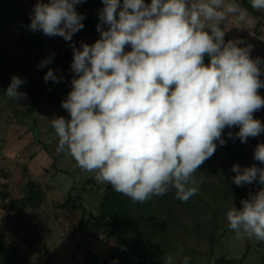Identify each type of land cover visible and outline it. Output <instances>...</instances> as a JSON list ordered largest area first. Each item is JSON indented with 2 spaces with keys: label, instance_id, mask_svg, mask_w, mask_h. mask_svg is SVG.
Returning a JSON list of instances; mask_svg holds the SVG:
<instances>
[{
  "label": "clouds",
  "instance_id": "clouds-1",
  "mask_svg": "<svg viewBox=\"0 0 264 264\" xmlns=\"http://www.w3.org/2000/svg\"><path fill=\"white\" fill-rule=\"evenodd\" d=\"M83 2L36 0L28 28L70 42L84 27L76 10ZM101 2L99 39L70 45L71 91L61 101L68 118L50 119L56 152L134 203L172 189L187 202L199 191L195 173L226 145V128H238L227 136L241 143L264 133V123L254 118L264 108L258 91L264 59L252 58L253 46L242 39L225 41L228 30L221 26L231 16L247 28L255 18L237 0ZM250 4L264 10V0ZM51 62L49 56L37 67ZM43 79L59 83L63 77L49 68ZM25 83L13 75L4 90L8 99H27L19 91ZM254 160L264 165V143L256 145ZM231 171L237 187H261L227 210L228 228L237 239L264 242V167L233 164ZM160 260L173 264L171 255ZM189 261L184 257L182 264Z\"/></svg>",
  "mask_w": 264,
  "mask_h": 264
},
{
  "label": "trees",
  "instance_id": "trees-1",
  "mask_svg": "<svg viewBox=\"0 0 264 264\" xmlns=\"http://www.w3.org/2000/svg\"><path fill=\"white\" fill-rule=\"evenodd\" d=\"M31 2L34 7L36 0ZM237 2L257 19L254 26L257 31L261 25L260 16L264 11L252 9L249 0ZM102 8L101 0H85L77 5L76 10L85 17L84 27L73 35L72 41L66 42L63 38L47 37L42 31H30L28 25L32 10L24 5L23 0H0V93L12 106L15 100L8 99L4 92L11 82V77L5 70L7 61L2 57L8 49L4 46H11L16 48L17 61L26 69H30V72L32 70L25 83V90L31 99L21 112L22 118L29 125L33 121L30 114L40 99L54 105L68 118L67 111L61 107V101L66 99L71 91L70 82L73 74L70 65L73 52L70 45L74 43L80 48L82 41L91 45L99 39L97 24ZM227 40L230 38L225 36V41ZM129 50L130 48H126V51ZM6 55L11 57L12 54L8 52ZM49 56H52V62L43 69H38L37 65ZM251 56L264 59V56L257 52L251 51ZM208 62V57H205V63ZM49 68L53 69L57 76L61 69H68L64 86L52 81L45 83L43 77ZM261 68L264 69V64ZM258 91L261 95V89ZM12 108L17 110L15 106ZM254 117L264 123V108L255 112ZM30 130L32 136L37 139V129L32 126ZM229 131L235 133L238 128L224 130L226 145H218L215 154L195 173L199 191L187 202L176 199L175 190L172 189L163 196L153 197L144 203H134L127 196L114 191L110 185L106 186L98 203V212L94 215V230L96 236L99 234L97 237L104 244L105 251L96 252L90 249L88 241L82 239L75 246V254L82 248L83 262L75 264H113V261H117L118 264H161L160 258L168 255L171 240L178 232L174 220V207L179 205L189 211V214L196 212L200 216L194 218L187 213V218H193L194 224L190 228L186 225L182 232L186 235L194 232L205 236L212 243L218 230L216 218L220 210H223L220 207L224 208V204L231 201L241 202L242 199L248 198L250 192H255L261 187L256 183L237 187L232 183L235 173L231 168L233 164H239L241 167L257 164L264 167L254 160V149L258 143H264V133L256 138H249L247 143H241L238 138H228ZM56 148L57 146L54 152L50 153L54 160L64 156L63 153L58 155ZM205 193H208L207 199L204 197ZM6 198L7 193L2 192L0 208L9 212L4 217L0 231V264H33L28 259V256L33 254L44 256L48 262L52 254L40 234V221L35 219L34 214L27 213L23 207L24 205L40 207L45 200L44 189L34 179L28 177L18 196ZM60 206H65V203H61ZM211 207L213 208L211 216L207 217L203 212ZM64 214L69 215L70 212L65 211ZM84 220L85 214L82 212L73 229L80 230ZM232 260L221 255L214 263L230 264Z\"/></svg>",
  "mask_w": 264,
  "mask_h": 264
},
{
  "label": "rangeland",
  "instance_id": "rangeland-1",
  "mask_svg": "<svg viewBox=\"0 0 264 264\" xmlns=\"http://www.w3.org/2000/svg\"><path fill=\"white\" fill-rule=\"evenodd\" d=\"M23 2L27 8L33 9L31 0ZM145 2L150 3V0ZM256 20L255 18L251 26L241 28L242 25L230 16L221 26L228 30L226 37L242 39L253 46L252 52L264 56V14L260 16L261 25L257 31L254 27ZM4 47L8 48L2 57L7 61L5 70L9 76L17 75L28 80L32 70L30 72V69L17 61L16 48ZM8 52L12 54L11 57L6 55ZM68 73V69H61L59 76L63 79L56 84L64 86ZM261 79L264 80V76ZM19 91L26 92L25 84L21 85ZM261 95L264 96V88H261ZM30 99L27 94V99L15 100L12 106L17 110H14L0 93V199L2 192L7 193L6 199L18 196L25 180L28 177L34 179L44 189L45 200L38 208L30 205L23 207L40 221V234L52 256L48 262L44 256L36 254L28 256V259L33 264H75V246L82 239L88 241L90 249L96 252L105 251L104 244L97 237L99 234L96 236L94 230V215L98 212L101 194L108 184L96 182L95 173L78 167L71 156L64 155L62 158L53 159L50 153L58 145V137L50 119L55 116L67 117L54 105L40 99L30 114L33 121L29 125L22 118L21 112L25 110ZM32 126L37 129V139L32 136ZM211 176L213 179V174ZM204 197L207 199L208 193ZM61 203H65V206H60ZM233 203L237 208L241 207V202L238 201L227 202L224 208L220 207L223 210H220L216 218L218 230L212 243L207 237L194 232L184 234V227L187 225L190 228L194 224V219L187 218V213L194 218L200 216L196 212L189 214L181 205L174 207L178 232L172 238L168 251V255L173 257V264H182L184 257L190 258L189 264H215L214 260L221 255L233 259L230 264H264V242H258L254 237L237 239L235 232L229 230L226 212ZM212 209L206 208L203 213L209 217ZM65 211L70 214L65 215ZM8 212L9 210L0 208V231ZM82 212L85 214L84 223L80 230L75 231L73 228Z\"/></svg>",
  "mask_w": 264,
  "mask_h": 264
},
{
  "label": "built area",
  "instance_id": "built-area-1",
  "mask_svg": "<svg viewBox=\"0 0 264 264\" xmlns=\"http://www.w3.org/2000/svg\"><path fill=\"white\" fill-rule=\"evenodd\" d=\"M76 263H82L83 262V257H84V251L82 250V248L79 249V251L76 253Z\"/></svg>",
  "mask_w": 264,
  "mask_h": 264
}]
</instances>
